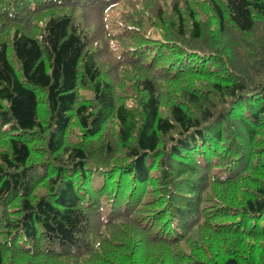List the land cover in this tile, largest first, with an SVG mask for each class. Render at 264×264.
Instances as JSON below:
<instances>
[{"label": "trees", "instance_id": "1", "mask_svg": "<svg viewBox=\"0 0 264 264\" xmlns=\"http://www.w3.org/2000/svg\"><path fill=\"white\" fill-rule=\"evenodd\" d=\"M0 264H264V0H0Z\"/></svg>", "mask_w": 264, "mask_h": 264}, {"label": "rangeland", "instance_id": "2", "mask_svg": "<svg viewBox=\"0 0 264 264\" xmlns=\"http://www.w3.org/2000/svg\"><path fill=\"white\" fill-rule=\"evenodd\" d=\"M112 14H113V12L110 13L111 17H112ZM114 15H115V14H114ZM117 16H118V14L116 13L115 17H117ZM150 31H151V32L149 33V35H150L153 39H159V38H161V34H160L157 30L153 29V30H150ZM83 93H85L86 95H89L88 92H83ZM128 100L130 101V99H128Z\"/></svg>", "mask_w": 264, "mask_h": 264}]
</instances>
